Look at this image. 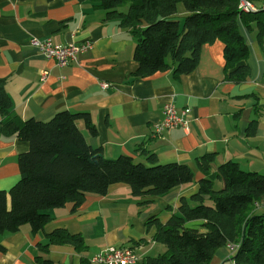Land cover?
Instances as JSON below:
<instances>
[{
  "label": "crops",
  "instance_id": "0c3cea01",
  "mask_svg": "<svg viewBox=\"0 0 264 264\" xmlns=\"http://www.w3.org/2000/svg\"><path fill=\"white\" fill-rule=\"evenodd\" d=\"M259 1L254 5L264 8V1ZM98 4L96 0H0V79L15 114L22 120H48L62 110L89 113L95 133L83 121L79 128L106 157L124 154L151 165L147 153H152L158 163L188 165L193 181L153 197L133 196L125 183L109 186L105 195L86 193L75 210L71 202L50 209L52 220L37 233L29 224L14 233L0 232V264H39L37 256L55 264H101L92 257L111 245L132 247L141 264L146 256L165 250L153 239L155 228L148 230L146 221L157 216L165 224L180 197L189 198L197 191L198 180L208 174L197 166V158L214 155L209 171L233 160L245 171L264 174V38L260 46L255 30L241 29L249 48L245 62L250 72L238 84L224 80V45L219 40L202 46L198 65L188 74L177 76L170 68L137 78L134 35L105 20ZM185 13L179 4L177 15ZM33 37L62 45L90 42L91 47L79 53L77 61L60 66L37 50ZM167 103L175 106L177 114L188 108V123L154 134L153 126L162 121ZM253 120H257L255 132L249 134ZM27 148L16 135L0 134V190L18 181V155ZM58 228L81 234L86 249L60 244L50 245L47 253L39 250L45 234ZM232 249L218 248L210 264L231 262Z\"/></svg>",
  "mask_w": 264,
  "mask_h": 264
},
{
  "label": "trees",
  "instance_id": "16d2710c",
  "mask_svg": "<svg viewBox=\"0 0 264 264\" xmlns=\"http://www.w3.org/2000/svg\"><path fill=\"white\" fill-rule=\"evenodd\" d=\"M96 1L105 11V20L134 35L137 78L170 68L174 75L188 74L197 67L202 46L219 40L224 45V80L238 84L250 72L245 62L249 48L241 29L255 30L256 41L263 45V6L242 12L239 0ZM179 4L186 11L182 17L177 15ZM4 85L0 79V134L16 135L28 148L18 155V181L0 190V232L14 233L29 224L31 232L37 233L52 220L50 209L71 202L75 210L86 193L105 195L115 183L127 184L133 196L153 197L193 181L188 165L161 164L152 153H147L151 165L124 154L106 157L79 128L78 122L83 121L95 133L89 113L62 110L48 120L20 119ZM255 121L248 125L249 134L255 132ZM213 160L210 153L197 158V166L208 174L198 180V189L189 198L180 197L165 224L157 216L146 221L148 230L155 228L153 239L165 250L146 256L141 264H210L216 250L227 245L233 247L231 264H264V174L245 171L233 160L209 171ZM217 180L222 187L215 188ZM190 221L199 222L188 226ZM60 244L77 251L87 246L81 234L58 228L45 234L38 248L47 253L50 245ZM36 262L55 264L41 256Z\"/></svg>",
  "mask_w": 264,
  "mask_h": 264
},
{
  "label": "built area",
  "instance_id": "2783aa9c",
  "mask_svg": "<svg viewBox=\"0 0 264 264\" xmlns=\"http://www.w3.org/2000/svg\"><path fill=\"white\" fill-rule=\"evenodd\" d=\"M239 9L242 12H253L257 7L249 0H239ZM31 43L37 50L48 59H54L60 66L68 65L77 61L78 54L88 50L91 47L90 42L81 44H54L48 38L38 39L33 37ZM107 86V83H102ZM189 109L185 108L180 114L175 111V106L167 103L163 106V119L153 126V133L159 134L163 130H168L177 126L185 127L188 123ZM140 255L137 254L132 247L129 246H108L101 252L92 257L93 262L101 264H137Z\"/></svg>",
  "mask_w": 264,
  "mask_h": 264
},
{
  "label": "rangeland",
  "instance_id": "374dc122",
  "mask_svg": "<svg viewBox=\"0 0 264 264\" xmlns=\"http://www.w3.org/2000/svg\"><path fill=\"white\" fill-rule=\"evenodd\" d=\"M223 186V183L222 182H220V183H215V188H220V187H222ZM223 264H231V262L230 261H225Z\"/></svg>",
  "mask_w": 264,
  "mask_h": 264
},
{
  "label": "water",
  "instance_id": "95a60500",
  "mask_svg": "<svg viewBox=\"0 0 264 264\" xmlns=\"http://www.w3.org/2000/svg\"><path fill=\"white\" fill-rule=\"evenodd\" d=\"M258 9V8H257Z\"/></svg>",
  "mask_w": 264,
  "mask_h": 264
}]
</instances>
